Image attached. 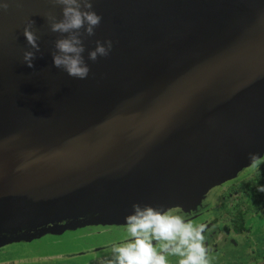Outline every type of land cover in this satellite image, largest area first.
I'll return each instance as SVG.
<instances>
[{
    "label": "water",
    "instance_id": "water-1",
    "mask_svg": "<svg viewBox=\"0 0 264 264\" xmlns=\"http://www.w3.org/2000/svg\"><path fill=\"white\" fill-rule=\"evenodd\" d=\"M5 0H0L4 3ZM0 11V247L132 205L192 209L264 152V0H94L84 79L53 65L50 0ZM33 21L40 52L23 32ZM111 40L93 62L97 41Z\"/></svg>",
    "mask_w": 264,
    "mask_h": 264
},
{
    "label": "clouds",
    "instance_id": "clouds-1",
    "mask_svg": "<svg viewBox=\"0 0 264 264\" xmlns=\"http://www.w3.org/2000/svg\"><path fill=\"white\" fill-rule=\"evenodd\" d=\"M50 2L62 8V19H57L51 12L47 15L51 32L61 35L55 42L56 51L52 53L53 65L72 78L84 80L90 73L83 57L86 50L84 39L95 36L102 17L93 10L94 0ZM8 8V0L0 3V11H7ZM33 26L34 22H29L23 32L34 49L24 52V63L29 68H34L33 61L36 53L40 52L39 37L32 30ZM112 47L111 40L97 41L96 48L89 52V59L95 62L99 57H107ZM249 159V167L255 168L264 157L250 154ZM258 191L264 192V186L259 187ZM132 209V214L125 217L130 240L112 247V258L107 264H168L169 255L180 257L178 264H209L203 235L206 225L194 226L193 222L174 214L172 209L165 211L162 207L142 206L139 203L133 204Z\"/></svg>",
    "mask_w": 264,
    "mask_h": 264
},
{
    "label": "flooded vegetation",
    "instance_id": "flooded-vegetation-1",
    "mask_svg": "<svg viewBox=\"0 0 264 264\" xmlns=\"http://www.w3.org/2000/svg\"><path fill=\"white\" fill-rule=\"evenodd\" d=\"M260 157H264V152ZM250 164L238 170L230 179L212 187L196 203L194 208L188 210L175 207L172 209L174 214L181 215L185 221L193 222L194 226L201 224L207 226L203 235L205 247L208 249V257L212 253H218L225 245H231L235 249L237 244H239V248L246 247V245L251 244L249 239L260 236L262 241L255 243L254 246L257 252L262 254L260 261L261 264H264V226L258 232L253 229L250 222V218H255L261 213L264 218V192L258 191L259 187L264 186V160L255 168L249 167ZM84 229H93V235H107V232L113 230L126 231L125 225L99 224L78 227L66 230L63 234L49 236L58 237L67 232H77ZM125 235H128L127 231L122 235L111 236L103 240L101 244H95L97 246H88V249L71 254L70 257L76 259L100 253L102 259L105 257L103 255L107 253L104 251L112 248L113 245L118 246L120 243H126L130 240V237H124ZM108 242L112 243L106 244ZM258 248L260 249L258 250Z\"/></svg>",
    "mask_w": 264,
    "mask_h": 264
},
{
    "label": "rangeland",
    "instance_id": "rangeland-1",
    "mask_svg": "<svg viewBox=\"0 0 264 264\" xmlns=\"http://www.w3.org/2000/svg\"><path fill=\"white\" fill-rule=\"evenodd\" d=\"M250 222L253 229L259 232L264 226L262 213L255 218H250ZM93 231V229H84L77 232H67L58 237L47 235L32 241L15 242L11 245L0 247V264H107L112 258V248L104 251L107 252L105 254L101 252L105 256L102 259V254L100 253L88 255L92 257L84 256L76 259L70 257L71 254L88 249V246L101 244L103 240L111 236L126 233L124 230H113L107 232V235H93ZM124 237H129V235ZM249 241H251V244L242 248H239V244H237L236 249L231 245L223 246L218 253H212L208 257L209 264H261L260 257L262 254L258 253L254 246L255 243L262 241L261 237L254 236ZM179 259L180 257L178 256H167L168 264H177Z\"/></svg>",
    "mask_w": 264,
    "mask_h": 264
}]
</instances>
